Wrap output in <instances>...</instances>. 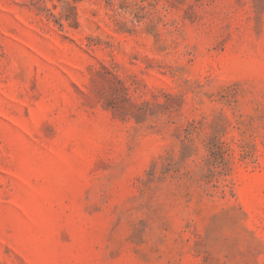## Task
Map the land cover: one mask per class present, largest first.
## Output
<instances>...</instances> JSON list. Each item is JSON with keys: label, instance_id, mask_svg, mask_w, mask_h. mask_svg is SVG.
I'll use <instances>...</instances> for the list:
<instances>
[{"label": "rangeland", "instance_id": "374dc122", "mask_svg": "<svg viewBox=\"0 0 264 264\" xmlns=\"http://www.w3.org/2000/svg\"><path fill=\"white\" fill-rule=\"evenodd\" d=\"M0 264H264V0H0Z\"/></svg>", "mask_w": 264, "mask_h": 264}]
</instances>
